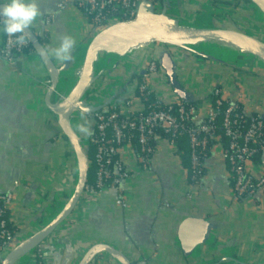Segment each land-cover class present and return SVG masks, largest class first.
I'll return each mask as SVG.
<instances>
[{
	"label": "crops",
	"instance_id": "0c3cea01",
	"mask_svg": "<svg viewBox=\"0 0 264 264\" xmlns=\"http://www.w3.org/2000/svg\"><path fill=\"white\" fill-rule=\"evenodd\" d=\"M62 1L38 0L42 15L31 26L38 33L49 34L45 47L48 50L59 47L64 36L75 41L70 60L61 61L50 55L62 70L59 86L51 97L53 104L74 89L86 46L97 31L79 6L80 0H70L60 10ZM157 1H161L166 17L191 27L214 28L228 23L241 29L242 21H254L250 5H240L241 13L234 16L233 10V15L224 20L212 0ZM50 16H54V21L45 31ZM257 19L264 24L261 14ZM4 39L5 34L0 32V48ZM210 43L234 45L228 41ZM162 49H137L124 58L126 61L116 53L102 50L95 68V74L101 76L94 87L92 104L110 105L123 92H132L127 78H133L134 84L141 68L154 61L159 64ZM167 49L177 64L178 83L190 93L204 100L213 88L221 86L223 100L241 102L246 115L264 117V66L242 69L228 65L245 75L225 74L223 64L212 63L218 68L210 70V65L190 49ZM179 49L185 53L180 55ZM188 58L194 62L190 63ZM159 66L164 74L162 79L153 78V89L162 98L176 100L166 71ZM44 82L51 83V75L37 52L21 55L12 64L0 61V195H17L16 202L8 208L10 220L19 229L14 244L31 237L59 215L67 207L77 183L76 158L70 154L58 116L47 107L49 89ZM206 107L200 108L203 115ZM93 130L94 122H87L86 116L80 115L77 131L87 136ZM214 141L211 156L205 162L206 175L197 186L188 185L187 171L176 150L165 140L157 145L148 173L139 170L135 159L127 161L132 174L131 182L125 185L129 190L127 206L116 204L114 192L88 200L82 197L73 215L46 240V263L79 264L93 246L106 244L132 263L221 264L223 259L234 257L247 264H264V191L260 190L257 197L234 202L229 166L223 158L224 146L220 138ZM248 171L256 178L264 173L259 163L249 164ZM190 220L201 222L204 227L202 244L191 252L181 242L183 226ZM26 256L23 252L13 264H29L33 254ZM91 264L120 263L102 251Z\"/></svg>",
	"mask_w": 264,
	"mask_h": 264
},
{
	"label": "built area",
	"instance_id": "2783aa9c",
	"mask_svg": "<svg viewBox=\"0 0 264 264\" xmlns=\"http://www.w3.org/2000/svg\"><path fill=\"white\" fill-rule=\"evenodd\" d=\"M141 0H80L79 6L91 14H96V32L115 24L137 23L139 21L138 7ZM156 8V13L163 11L161 1L149 0ZM215 1L212 0L215 7ZM219 1V0H218ZM223 1V0H220ZM70 0H63L59 8L63 10L67 7ZM110 7L113 12L110 15H103L105 9ZM217 8L221 18L226 20L233 15V9L225 4L218 5ZM54 16L47 18L45 31L51 27ZM45 33L39 32L38 36L43 37ZM123 46V44H122ZM159 46V45H156ZM34 50L32 44L25 35L18 34L10 36L5 34L3 49L0 51V61L12 64L17 57L24 55L29 48ZM152 47V46H149ZM147 47V48H149ZM137 47H134V50ZM131 52V53H132ZM236 67L248 69L252 65L250 61L236 64ZM164 74L159 64L150 62L145 68H141L137 77L143 78L141 82H134L127 86H133L132 92H123L119 97L114 98L110 105H105L99 112L85 114L81 111L74 112L72 126L79 121V116H86L87 122H94V130L88 132L83 141V146L95 152L94 163L96 165V185H87L83 194L84 199L100 196L107 192H114L116 204L126 207L128 203L129 190L125 187L131 182L132 174L127 167V161L136 160L137 167L141 172H149L152 167V159L155 155L157 145L161 140H165L172 149H177V141L181 137H188L191 149V165L194 173H200V156L208 148L210 139H216L218 130L217 121L221 114L223 104L222 91L214 90V96L221 97L213 104L208 102L205 115L197 107L185 105L184 101L178 99L167 100L162 96L156 95L153 89V78L162 79ZM164 79V78H163ZM50 82L43 85L50 88ZM96 85V84H95ZM95 87V86H94ZM92 88V95L88 101L95 96V89ZM134 89V90H133ZM131 91V90H130ZM153 95L156 101L151 102L149 96ZM175 94L173 95V97ZM182 101V102H180ZM174 107L177 109L175 110ZM235 103L230 104L224 112L222 127L225 135L229 139V146L223 151V158L227 162L232 180V198L234 202H239L243 198L257 197L260 190L264 191V173L262 177L256 178L248 171L254 155L261 152L262 158L259 164L264 169V117L251 119L250 126L245 131H240L238 126L243 119V115L237 111ZM245 114V113H244ZM91 127V124H88ZM137 132V147L131 146V137L127 131ZM163 133L162 136L159 133ZM89 156V155H88ZM90 163V162H89ZM16 186H19L16 184ZM82 198V199H83ZM17 195L9 192L0 195V264H2L9 248L14 243L6 221L2 220L4 213L15 203ZM48 244L46 240L41 242L33 249V259L36 257L44 258ZM223 259L221 264H247L239 258ZM139 264H146L139 261Z\"/></svg>",
	"mask_w": 264,
	"mask_h": 264
},
{
	"label": "water",
	"instance_id": "95a60500",
	"mask_svg": "<svg viewBox=\"0 0 264 264\" xmlns=\"http://www.w3.org/2000/svg\"><path fill=\"white\" fill-rule=\"evenodd\" d=\"M253 5L259 13L264 16V0H245ZM139 21L137 23H120L108 26L94 35L86 46L83 63L79 70L78 80L68 98H62L58 104L51 102V97L56 92L62 70L58 68L50 55H41V50L46 49L39 41L38 35L30 27L24 34L32 44L35 51L40 55L51 75V87L48 90L46 104L47 107L58 116L60 128L63 136L75 155L77 164V183L74 193L70 198L67 207L57 215L47 226L32 235L31 237L14 244L9 248L2 264H13L22 252L32 253L33 249L47 240L64 222L74 213L88 185L89 179V149L83 146L84 138L78 136L79 131L74 130L72 118L74 112L81 111L85 114H93L103 109V105L97 106L88 101L92 95V88L95 86L101 75L95 74L98 55L102 50L108 53L117 54L119 58H127L135 45L138 49H146L149 46L159 45L163 49L158 55L159 64L165 69L168 82L176 97L186 103H197L202 100L178 83L177 64L174 61L168 47H178L190 49L198 54L188 45L205 42L228 41L234 44L239 50L261 60L264 63V41L250 35L246 30L223 23L214 28H199L185 26L177 20L166 17L163 10L156 13V6L149 0H141L138 7ZM123 44V46H122ZM188 47V48H187ZM115 48H118L117 50ZM107 52V51H106ZM207 56V55H203ZM117 64H120L118 62ZM129 84L133 78H127ZM86 137V136H85ZM204 227L201 222L190 220L183 226L181 242L190 252L203 242ZM106 251L117 259L120 264H133L126 255L117 249L106 244H97L89 249L83 256L79 264H91L96 255Z\"/></svg>",
	"mask_w": 264,
	"mask_h": 264
},
{
	"label": "trees",
	"instance_id": "16d2710c",
	"mask_svg": "<svg viewBox=\"0 0 264 264\" xmlns=\"http://www.w3.org/2000/svg\"><path fill=\"white\" fill-rule=\"evenodd\" d=\"M215 4H216L215 7H217L220 4L227 5L228 7H230L231 9L234 10V16H236L237 13L238 14L241 13L240 5H242V6L250 5L245 0H234L232 2H229L228 0H223V1H220V0L218 1L217 0V1H215ZM83 10L87 13V16H88V19H89L91 25H93L94 27L98 26L94 22L96 14H91L90 15L86 11V9H83ZM112 12H113V10L110 7H108L107 9H105L101 13L103 15H110ZM256 25L258 26L259 30H262V29L264 30V24L256 22ZM33 31L38 35V31H35V30H33ZM38 38H39V41L41 42V44L43 46H45V47L50 41L49 34H47V33H45L43 37L38 36ZM2 49H3V47L0 48V51ZM32 51H34V50L31 47V48H29V49H27L25 51V54L27 55L29 53H32ZM179 53H180V55H182L185 52H184V50L179 49ZM197 58H200V59L203 60V62L208 63L210 65L209 66L210 70H215V69L218 68V65H213L212 63L222 64V63L216 61L214 59V57H211V56H208V55L207 56H203V55L198 53ZM188 60L191 61L190 63L194 62L193 58H188ZM224 66H225L224 68H226L225 71H227V72H225V74H228V73L230 74L231 72H235V73H237V74H239L241 76L245 75V73H243L239 69H236L234 67H226L227 65H224ZM142 80H143V78L138 76V77H136L135 81L136 82H141ZM214 90H221V86H216L215 88H213L212 91H210V93H212ZM220 98L221 97H217V96H214L213 94H209V96H207L201 102H197V103H186V102H182V101H180V102L184 103L185 105H188L189 107L192 106V107H197L199 109L200 108L203 109V108H205V106H208V102H211L213 104L216 100H218ZM149 99H150L151 102L156 101V99H155V97L153 95H150ZM230 104H232V103H230ZM235 104L238 106V110L237 111L240 112L244 116L243 119L241 120L239 126H238V129H240V131H245L246 129H248V127L250 126V122H251V119L248 116H252L254 118H258L259 116H257L256 114H254V115H246V113L243 110L242 103L239 102V103H235ZM228 107H229V102L224 100L223 104H222V107H220L221 108V114L218 117V121H217L218 130L216 131V138H220L221 139V142H222V144L224 146V149H227L228 146H229V139L226 137L225 129L222 127L223 118H224L223 114H224V112L226 111V109ZM174 109L176 110L177 108L174 107ZM127 134L131 137V146L134 147V148L137 147V132L135 130H130V131H127ZM159 134L162 136L163 133L160 132ZM64 139L66 140L65 137H64ZM177 142L178 143H177L176 154L179 156V158L181 160V164H182L183 169L185 171H187V183H188V185H196V186L200 185L201 182H202V179L206 175L205 162L211 156V152H212L213 146L215 145L214 139H210L209 140L207 150L204 153H202L201 156H200L201 168H200V173L199 174L194 173L193 170H192L191 149H190V143H189L188 137H186V136L181 137V138L178 139ZM70 154L73 155L72 150H70ZM261 158H262V154H261V152H258V153H256L254 155L251 163H259L261 161ZM94 160H95V152L93 150H91L90 153H89V162H90L89 179H88V184L89 185H96V168L97 167H96V165L94 163ZM245 198H248V197L246 196ZM2 220L7 222L9 230L11 231L12 237L15 238L16 235L19 232V229L17 227H15L14 223L10 220L9 210L5 211ZM30 264H47V263H46V259L45 258H42V257L39 256V257H36V259L33 260V262L30 263ZM133 264H139V263H133Z\"/></svg>",
	"mask_w": 264,
	"mask_h": 264
},
{
	"label": "clouds",
	"instance_id": "9594fccd",
	"mask_svg": "<svg viewBox=\"0 0 264 264\" xmlns=\"http://www.w3.org/2000/svg\"><path fill=\"white\" fill-rule=\"evenodd\" d=\"M38 0H0V32L6 35H23L41 17ZM75 41L70 36L60 40L59 47L42 49L41 55H52L58 60H70Z\"/></svg>",
	"mask_w": 264,
	"mask_h": 264
},
{
	"label": "rangeland",
	"instance_id": "374dc122",
	"mask_svg": "<svg viewBox=\"0 0 264 264\" xmlns=\"http://www.w3.org/2000/svg\"><path fill=\"white\" fill-rule=\"evenodd\" d=\"M250 8L253 9V11H254V14H253L254 21H253L252 24L251 23L247 24L246 21H242L241 22L242 23L241 26H243V28L246 30V32L248 34L253 35V36H255V37H257V38H259V39L264 41V30L263 29L259 30L258 26L256 25V22L258 21L257 17L260 16V13H259L258 10H256V8L253 5H250ZM158 9L161 10L162 8L161 7L160 8L157 7L156 10H158ZM185 26H187V25H185ZM243 28H241V29L243 30ZM186 45L190 46L191 48H193L199 54L208 55V56L214 57V59L216 61H218V62H220V63H222L224 65H227V66L228 65H234L235 66L236 64L238 65V64H240V63H242V62H244L246 60L250 61L252 63V65L255 66V67H258V66H262L263 67L264 66V63L261 60L249 55L246 52H243V51L239 50L236 46H234L232 44H229V43H227V44L226 43L225 44H220V43H214V44L213 43H200V44H196L195 46L188 45V44H186ZM133 46L135 47V45H133V44L130 45V47H133ZM115 49L117 50L118 48H115ZM135 51H136V49H135ZM119 59H122V58H119ZM122 61H126V60L124 59ZM68 96H69V94L65 95L64 98H68ZM73 121L75 122V124H73V125L75 126V131L77 133V129H78V126H79V121H76V120H73ZM78 136L81 137L82 133H78ZM81 139L86 142L85 134H84V138H81ZM53 219L54 218H52L51 221ZM26 255H27V253L25 252L24 253V257H27ZM33 260H31L30 263H32Z\"/></svg>",
	"mask_w": 264,
	"mask_h": 264
},
{
	"label": "bare ground",
	"instance_id": "6f19581e",
	"mask_svg": "<svg viewBox=\"0 0 264 264\" xmlns=\"http://www.w3.org/2000/svg\"><path fill=\"white\" fill-rule=\"evenodd\" d=\"M214 42H217V41H214ZM205 43H210V42H205ZM22 253H23V252H22ZM22 253H21V254H22Z\"/></svg>",
	"mask_w": 264,
	"mask_h": 264
}]
</instances>
